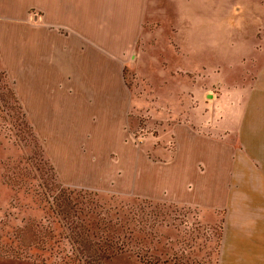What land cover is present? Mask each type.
I'll list each match as a JSON object with an SVG mask.
<instances>
[{
	"label": "crops",
	"instance_id": "1",
	"mask_svg": "<svg viewBox=\"0 0 264 264\" xmlns=\"http://www.w3.org/2000/svg\"><path fill=\"white\" fill-rule=\"evenodd\" d=\"M203 49L238 74L191 68ZM149 57L169 98L146 109L155 149L130 137L123 75L151 81ZM0 69L62 186L219 214L216 264H264V0H0ZM191 73L224 105L191 107L172 85Z\"/></svg>",
	"mask_w": 264,
	"mask_h": 264
},
{
	"label": "rangeland",
	"instance_id": "2",
	"mask_svg": "<svg viewBox=\"0 0 264 264\" xmlns=\"http://www.w3.org/2000/svg\"><path fill=\"white\" fill-rule=\"evenodd\" d=\"M230 51L221 58L207 49L192 50L190 67L205 63L211 69L218 61L223 62V76H235L239 67L225 68L235 59ZM152 59L141 67L151 81L136 79L128 68L123 75L139 106L128 122L130 137L138 146L155 149L159 145L156 126H151L146 109L151 100L164 103L169 98L168 87L156 79ZM187 76L189 81L184 78L172 85L188 82L191 107L205 104V113H210L211 108L224 105L227 98L219 92L217 81H201L194 73ZM8 90L13 92L12 84L0 69V264H86L83 255L109 253L116 240L117 253L103 264H216L219 214L62 186L34 131L21 117L14 92L17 105ZM192 115L197 120L204 114Z\"/></svg>",
	"mask_w": 264,
	"mask_h": 264
},
{
	"label": "trees",
	"instance_id": "3",
	"mask_svg": "<svg viewBox=\"0 0 264 264\" xmlns=\"http://www.w3.org/2000/svg\"><path fill=\"white\" fill-rule=\"evenodd\" d=\"M8 96L13 100V102L17 105L16 103V98L13 95L12 90H8ZM17 109L21 112V117L24 118V115L20 109V107H18L17 105ZM30 128V127H29ZM40 146V145H39ZM40 151H41V147H40ZM42 152V151H41ZM8 184V183H7ZM9 186L12 187L11 184H9ZM54 186H59L57 183H55ZM67 205V204H66ZM63 213V212H61ZM64 214V213H63ZM84 242L83 240H79V243ZM117 240L114 243V248L111 249V251L108 252H104V250H102V252L100 254L95 255L94 253L92 254H87V255H83V259L85 261L86 264H103L104 262L110 260L116 253H117Z\"/></svg>",
	"mask_w": 264,
	"mask_h": 264
},
{
	"label": "built area",
	"instance_id": "4",
	"mask_svg": "<svg viewBox=\"0 0 264 264\" xmlns=\"http://www.w3.org/2000/svg\"><path fill=\"white\" fill-rule=\"evenodd\" d=\"M32 14L36 17V14L32 12ZM136 143L140 142L139 140L135 141Z\"/></svg>",
	"mask_w": 264,
	"mask_h": 264
}]
</instances>
